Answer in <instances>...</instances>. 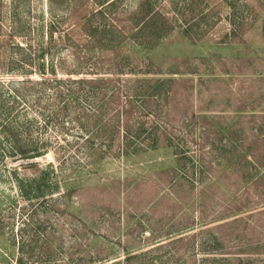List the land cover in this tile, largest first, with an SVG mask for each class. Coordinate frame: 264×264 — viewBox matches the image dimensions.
<instances>
[{"label":"rangeland","instance_id":"rangeland-1","mask_svg":"<svg viewBox=\"0 0 264 264\" xmlns=\"http://www.w3.org/2000/svg\"><path fill=\"white\" fill-rule=\"evenodd\" d=\"M111 1L0 0V51L10 52L8 60L18 56L13 45H42L65 71L96 61L104 66L97 73L122 81H172L157 123L172 135L179 156L163 148L103 160L79 177H63L55 195L63 201L36 209V218L50 219L56 264H264V189L239 179L250 171L260 182L264 173L260 164L243 163L264 157V0H204L216 24L198 41L179 34L196 31L185 24L191 16L185 9L174 32L153 48L127 40L93 50L90 26L133 30L141 0ZM174 1L150 3L174 18ZM120 59L134 70L109 68ZM3 61L0 80L7 81ZM36 161L54 163L51 154ZM22 165L0 159V209L17 199L10 169ZM19 224L16 217V229ZM16 258L17 249L0 234V264Z\"/></svg>","mask_w":264,"mask_h":264},{"label":"trees","instance_id":"trees-1","mask_svg":"<svg viewBox=\"0 0 264 264\" xmlns=\"http://www.w3.org/2000/svg\"><path fill=\"white\" fill-rule=\"evenodd\" d=\"M119 1L113 0L108 5L114 6ZM186 1L172 2L173 18L162 14L150 0H141L131 17L133 30L125 34L119 27L104 26L98 31L90 26L87 32L92 39L90 47L100 50L131 40L138 47L153 48L174 32L176 15L185 14V9L191 16L188 19L185 15L184 22L190 28L188 22L194 23L196 31L194 37L190 35L191 29L179 34L198 41L215 26L216 23H211L214 14L202 7L204 0ZM97 14L103 17V12ZM13 46L18 52L15 60H8L10 52L0 51V61L6 59L1 65L7 68L9 76L7 81L0 80V159L26 165L10 169L17 199L0 209V234L4 233L17 249L15 264H56L60 261L55 259L58 253L53 250L56 239L50 219L36 218V209H49L53 205L50 203L63 201L64 196L55 197L63 177H79L103 160L163 148L179 156L172 135H167L157 123L171 97L172 81L145 78L122 81L114 74L97 73V67L101 70L104 66L96 61L65 71L60 63L46 58L49 46L20 43ZM131 65L128 59H120L109 68L132 72ZM32 74L36 76L33 79ZM162 99L165 106L160 105ZM146 117L152 122L145 121ZM263 132L262 126L260 139H264ZM48 154L54 163L40 166L36 160ZM243 163L264 168V157L260 162L243 159ZM25 168L34 169L35 175H23L20 170ZM255 176L242 171L239 179L243 183H257L264 189V173L260 182L255 181ZM20 203L23 206L16 212ZM16 217L20 223L17 229Z\"/></svg>","mask_w":264,"mask_h":264}]
</instances>
